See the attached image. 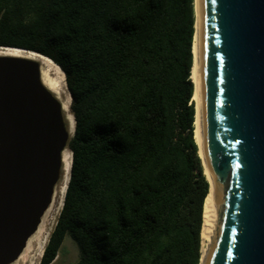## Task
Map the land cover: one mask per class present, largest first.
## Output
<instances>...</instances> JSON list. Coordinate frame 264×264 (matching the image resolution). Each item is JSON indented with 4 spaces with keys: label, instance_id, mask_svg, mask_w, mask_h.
Here are the masks:
<instances>
[{
    "label": "trees",
    "instance_id": "1",
    "mask_svg": "<svg viewBox=\"0 0 264 264\" xmlns=\"http://www.w3.org/2000/svg\"><path fill=\"white\" fill-rule=\"evenodd\" d=\"M194 0H0V46L57 63L74 130L63 203L73 264H199L208 181L194 139Z\"/></svg>",
    "mask_w": 264,
    "mask_h": 264
},
{
    "label": "water",
    "instance_id": "2",
    "mask_svg": "<svg viewBox=\"0 0 264 264\" xmlns=\"http://www.w3.org/2000/svg\"><path fill=\"white\" fill-rule=\"evenodd\" d=\"M198 12L201 136L217 206L205 264H264V0H199ZM69 131L40 62L0 54V264L20 255L52 202Z\"/></svg>",
    "mask_w": 264,
    "mask_h": 264
},
{
    "label": "bare ground",
    "instance_id": "3",
    "mask_svg": "<svg viewBox=\"0 0 264 264\" xmlns=\"http://www.w3.org/2000/svg\"><path fill=\"white\" fill-rule=\"evenodd\" d=\"M199 0H194L195 5V31L193 38V63L191 67V78L194 83V90L192 99L195 105V120H194V139L197 143L198 154L201 158L205 175L209 181L208 192L203 202V213H202V226L200 231L201 236V258L199 264H205L208 258L217 223V206L214 203V193L216 189V180L211 174L206 157L203 150V141L201 136L202 131V84H201V57L199 47V12H198ZM0 54H11L18 56H25L36 59L41 64V80L43 84L49 88L60 100L67 127L69 128L70 136L74 130V117L70 111V98L61 97L62 86H65V74L61 67L55 63L50 57L41 55L37 52H32L27 49L19 48L16 46H0ZM67 158V159H66ZM71 166V152L68 149H64L62 153V169L61 177L58 184L55 187L52 202L46 209L45 213L41 218L36 231L28 238L25 247L23 248L20 255L10 262L9 264H22L23 260L29 257V254L33 249H38L37 253L39 257L43 252L46 244L50 229L48 227V216L50 212L56 209L59 211L63 203V194L67 186ZM58 209V210H57ZM37 250V251H38ZM33 254V253H32ZM31 259V257H30ZM33 259V258H32Z\"/></svg>",
    "mask_w": 264,
    "mask_h": 264
},
{
    "label": "rangeland",
    "instance_id": "4",
    "mask_svg": "<svg viewBox=\"0 0 264 264\" xmlns=\"http://www.w3.org/2000/svg\"><path fill=\"white\" fill-rule=\"evenodd\" d=\"M61 91H62L61 97L63 98L69 97L71 101L70 93L68 92L66 83H65V86H62ZM66 149L70 150L68 147ZM58 214H59V211L56 212V209H54L53 211L50 212V215L48 216V227L51 228L50 232L55 225ZM37 250L38 249L36 248L33 249V251L30 252L29 257L22 261L23 262L22 264H38L40 257L37 254L39 250L38 251ZM78 257H79V249L75 241L69 235H65L64 240L59 249V255L52 264H73L77 261Z\"/></svg>",
    "mask_w": 264,
    "mask_h": 264
},
{
    "label": "snow or ice",
    "instance_id": "5",
    "mask_svg": "<svg viewBox=\"0 0 264 264\" xmlns=\"http://www.w3.org/2000/svg\"><path fill=\"white\" fill-rule=\"evenodd\" d=\"M67 159V158H66Z\"/></svg>",
    "mask_w": 264,
    "mask_h": 264
}]
</instances>
